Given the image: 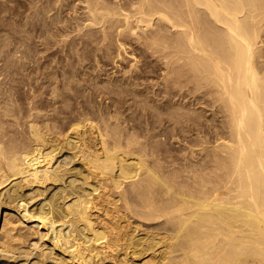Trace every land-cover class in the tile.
I'll return each instance as SVG.
<instances>
[{"label": "bare ground", "instance_id": "obj_1", "mask_svg": "<svg viewBox=\"0 0 264 264\" xmlns=\"http://www.w3.org/2000/svg\"><path fill=\"white\" fill-rule=\"evenodd\" d=\"M25 1L23 30L46 51L94 45L120 60L127 44L135 50L120 81L96 80L112 101L72 108L61 124L56 113L40 124L34 107L18 136L0 103V264H264V0H78L79 14L77 0ZM179 93L224 114L228 139L212 149L211 169L182 172L160 152L158 126L201 124ZM129 99L146 126L124 114Z\"/></svg>", "mask_w": 264, "mask_h": 264}, {"label": "rangeland", "instance_id": "obj_2", "mask_svg": "<svg viewBox=\"0 0 264 264\" xmlns=\"http://www.w3.org/2000/svg\"><path fill=\"white\" fill-rule=\"evenodd\" d=\"M71 1L73 3H76L78 0L77 1L71 0ZM74 5L75 7L77 6V8L74 7L75 10L78 11L80 8L78 13L74 12V14L75 13L79 14L82 11V8H81L82 4H79V1H78ZM27 8H28V5L25 0H12V1L11 0H0V103H1V106H4V107L7 106L11 109L10 111H8V113L10 112L12 113L6 116L7 122L5 125L15 130V134L18 136L28 135V132H27L28 125L30 123V119L33 118V116H30V112L33 110L32 108L34 107H38V109L40 108L42 109V110L40 109L41 113H40V116L38 117L40 124H44L43 119H46L55 113H56L55 116H57L59 119L58 123L61 124V120L64 119L65 121H67L69 117L72 115L70 113L72 108H77V107H81V109H83L84 107L93 108V105L105 106L106 103L108 105L112 101V100H109L110 99L109 96L111 94L109 95L105 92H102L100 89H97L99 88V84L97 82L104 81V80L105 81H115L116 80L115 78H118V80L120 81L123 78L122 70L124 69V67H127L130 60L132 59V55L130 56V53L135 50L134 49L135 44H129V46L127 44V50H128L129 55L125 54L124 58H120V60L117 57L116 59L112 58L111 55H115L114 51H113L114 54L102 55L103 51L99 50L100 51L99 52L97 47H95L94 45H92L91 47L89 46V48L80 47V49L77 52H75L74 49L71 48L69 44L67 45V43H63V44L61 43V45L60 44L53 45L51 48L54 50L50 48L49 50H47L48 51L47 52L46 50H44V46L41 45L39 41H38V45H35L31 41H28V39L30 40L31 38L35 37V34H36L35 32L30 33V31L23 30L22 25L27 19L26 17V13L28 12ZM67 10L70 11L71 9L65 6L62 12V15L67 14L65 16H71V13ZM54 12L55 10H52L51 13H54ZM71 12L73 13V10H71ZM74 35L75 33L73 32L72 36ZM5 39H9L10 42L4 43ZM20 39L25 40L24 41L25 44L24 43L22 44L19 41ZM35 39L37 40L38 38H35ZM101 51H102V54H101ZM37 52L39 53L36 55ZM135 52H136L138 59L141 61L140 64L142 65L149 64V66H147V69H149L150 78H152L153 81L161 80L160 76L162 73V69L160 65L157 62L153 61V59L144 56L139 49H136ZM22 53L24 55H22ZM77 53H78V56H77ZM48 54L49 56H47ZM97 57L100 60L99 59L96 60ZM67 59L70 61L68 62ZM116 60L118 62L117 64H116ZM85 61H88V62H85ZM46 62L48 63L46 64ZM70 62L73 65L70 64ZM67 65L68 67H66ZM35 69L37 71H35ZM75 69L76 71H74ZM71 75H73V77L69 78V76ZM79 75H82L83 77ZM84 75L86 76L84 77ZM87 80L94 81V82L88 83ZM59 81H60V84H59ZM66 81L69 83L67 84ZM55 85L58 87L59 94L54 98L52 96V90ZM93 86H96V87H93ZM140 86H142V89H144V92H146L149 95L152 94L153 89L151 87L147 88L144 85H139L136 87L141 88ZM146 88H147V91H146ZM155 88L157 89V87ZM35 89H38V90L40 89V90L38 91ZM85 90H87V92ZM95 91H99L98 93L96 92L97 95H95ZM30 99L32 101L31 104H30ZM173 100L178 103L186 104L188 108L195 111L193 113L195 116L199 117L201 124L197 126V124L193 123V126H192L193 129L190 130V132H183L180 129L173 130V124L168 123V122H166L163 125L158 126L156 131H160V130L163 131L165 129L164 134H161L159 137L160 142L158 144L160 152L163 154L162 156L169 155L168 157L169 160L171 159V161L177 164L179 167L177 165L175 166L178 167L180 170H182V172L184 171L188 172L187 170H185L186 169L185 167H187V169L189 168L187 164L190 166H193L194 164H195L194 166H196L198 164L196 166L197 167L196 169H200V167L203 166L202 165L203 161H204L203 162L204 164H207L208 162V167H210L211 169V166H213L214 164L213 159H212L213 158L212 154L214 151L212 149L215 148L218 142L220 143L221 141H223L222 139H224L225 137L228 139V136H227L228 129L225 128L227 126L224 122V119H225L224 114L222 113L220 107L217 104H214V102H211V99L209 101H206L207 102L206 103V102H203V100L199 101L198 99H195L194 96L190 94H188L186 97H183L179 93L174 97ZM77 101L78 103H76ZM8 105H11V106H8ZM54 106H56V108ZM122 110L125 111L124 112L125 115L133 114L132 115L133 117L138 115L135 120L136 123H138L139 125L146 126L145 117L139 115L138 113L139 109L133 103L132 99H129L125 103V105L122 107ZM44 111L50 114H47L48 116L43 115V113H46ZM125 115L123 116V114L122 115L120 114V117L124 118ZM8 116L10 117L8 118ZM26 117H27V121L25 122ZM18 120H19V123H18ZM147 126H150V125H147ZM226 138L224 140H226ZM162 161L164 163L167 160L166 161L162 160ZM190 172H192L191 169H190ZM10 212H13L12 208L10 209ZM5 213H6V209L2 208L1 214H0V221L2 223L4 221ZM28 220L30 221V217ZM22 227H23V230L27 229L25 226H22ZM0 229H1V226H0ZM0 238H1V234H0Z\"/></svg>", "mask_w": 264, "mask_h": 264}]
</instances>
